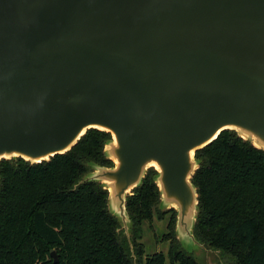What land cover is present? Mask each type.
Returning <instances> with one entry per match:
<instances>
[{
	"label": "water",
	"instance_id": "obj_1",
	"mask_svg": "<svg viewBox=\"0 0 264 264\" xmlns=\"http://www.w3.org/2000/svg\"><path fill=\"white\" fill-rule=\"evenodd\" d=\"M90 128L113 165L83 181L124 234L153 167L179 243L204 248L195 151L225 129L264 150V0H0V160H48Z\"/></svg>",
	"mask_w": 264,
	"mask_h": 264
},
{
	"label": "trees",
	"instance_id": "obj_2",
	"mask_svg": "<svg viewBox=\"0 0 264 264\" xmlns=\"http://www.w3.org/2000/svg\"><path fill=\"white\" fill-rule=\"evenodd\" d=\"M110 138L90 128L48 160H0V264H199L175 236V210L159 208L153 167L126 198L129 236L108 210L107 190L83 181L93 164L113 165L103 150ZM195 158L196 240L213 264H264V150L225 129ZM166 215L167 252L145 254L143 224Z\"/></svg>",
	"mask_w": 264,
	"mask_h": 264
},
{
	"label": "rangeland",
	"instance_id": "obj_3",
	"mask_svg": "<svg viewBox=\"0 0 264 264\" xmlns=\"http://www.w3.org/2000/svg\"><path fill=\"white\" fill-rule=\"evenodd\" d=\"M167 220L168 215H166L165 219L154 218L152 225H149L146 222L143 224L142 242L145 246V254H153L157 251H162L164 253L167 252L169 243L161 239L162 234L167 231ZM183 248L187 250V252H190L199 264H213L215 261H217L216 255L205 251L204 248H201L196 244H193L192 242H185ZM224 261L226 264L229 263V260L227 258H224ZM166 264H169L168 259L166 261Z\"/></svg>",
	"mask_w": 264,
	"mask_h": 264
},
{
	"label": "bare ground",
	"instance_id": "obj_4",
	"mask_svg": "<svg viewBox=\"0 0 264 264\" xmlns=\"http://www.w3.org/2000/svg\"><path fill=\"white\" fill-rule=\"evenodd\" d=\"M99 127L103 128L102 126H99ZM255 144H257V143L255 142ZM150 165H153V166H155L157 168V165L155 163H152Z\"/></svg>",
	"mask_w": 264,
	"mask_h": 264
},
{
	"label": "crops",
	"instance_id": "obj_5",
	"mask_svg": "<svg viewBox=\"0 0 264 264\" xmlns=\"http://www.w3.org/2000/svg\"><path fill=\"white\" fill-rule=\"evenodd\" d=\"M172 208V207H171ZM167 209H170V208H167ZM172 209H174V208H172ZM163 210H166V209H163ZM175 210V209H174ZM175 212H176V210H175Z\"/></svg>",
	"mask_w": 264,
	"mask_h": 264
}]
</instances>
